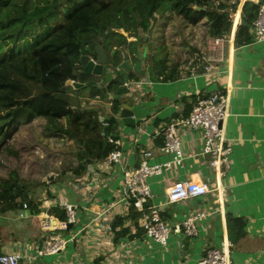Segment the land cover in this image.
<instances>
[{
    "label": "crops",
    "instance_id": "1",
    "mask_svg": "<svg viewBox=\"0 0 264 264\" xmlns=\"http://www.w3.org/2000/svg\"><path fill=\"white\" fill-rule=\"evenodd\" d=\"M246 1L242 0L240 6ZM210 39L206 37L194 66L179 72L176 80H152L145 72L138 81H130L125 86L126 95L109 96V99L131 97L138 105L151 108L148 118L134 128L115 125L116 131L111 135L119 131L121 163L95 164L80 177L67 171L63 179L48 189L51 206L46 208L40 203L39 213L30 210L25 220L16 218L17 211L12 213L24 229L20 237H16V231L7 233L0 222V255L21 250L27 257L35 256L48 239L39 215L50 208L62 210L65 204H72L77 223L63 236L76 238L63 251L42 258L47 263L93 264L101 257L102 264H198L205 249L220 247L227 239L232 243L231 264H264V41L252 40L248 45L235 46L231 34L221 47L213 49L209 46ZM101 83H97V87H101ZM89 91L85 84L81 89L70 87L67 91L70 104L98 107L100 117L108 118L111 103L92 100L86 104ZM215 92L229 96V115L224 127L233 151L224 176L218 179L209 167V156L200 154L201 132L183 130L180 133L184 151L181 165L147 180L152 193L149 204L159 208L166 223L179 225L193 213L205 215L197 224L198 236L172 235L165 248L149 243L144 235L115 242L110 226L117 217L129 213L121 193L122 171L127 167L137 168L143 154L149 151L152 153L150 165L171 161L169 155L160 151L164 129L188 117L199 99ZM178 181L203 182L210 191L200 197L170 203L168 191ZM228 217L242 219L245 225L242 237H238L232 224H227ZM124 227L131 233L135 231L128 221Z\"/></svg>",
    "mask_w": 264,
    "mask_h": 264
},
{
    "label": "trees",
    "instance_id": "2",
    "mask_svg": "<svg viewBox=\"0 0 264 264\" xmlns=\"http://www.w3.org/2000/svg\"><path fill=\"white\" fill-rule=\"evenodd\" d=\"M241 1L0 0V148L11 141L21 127L38 119L45 120L51 136L75 144V162L65 171L82 176L88 168L119 150V145L103 136L100 108L70 104L67 92L70 87H66V82L85 84L90 90L86 104L92 100L111 103L110 111L115 114L119 99H109V96L128 93L123 77L116 71L123 61L122 48L135 61L136 51L149 45L153 23L158 17L167 18L168 14L191 27L202 25L207 38L227 41L234 25L230 14L237 13ZM262 4L264 0L244 2L234 34L235 46L252 43L250 31ZM130 38L134 40L129 41ZM98 41L113 74L107 70L100 77L86 76L80 65L81 51L95 59L94 45ZM147 59L146 73L152 80L167 82L179 77L176 67L168 70L163 60L151 55ZM91 78L97 81L85 82ZM138 78L133 73L128 75L129 81H138ZM99 82H102L101 87H97ZM106 130L112 134L116 126L110 125ZM25 202L32 213H39L41 204L28 196L26 187L15 176H0V215L18 211ZM45 212L57 222L67 220L66 213L59 208ZM140 218L141 214L135 212L132 205L127 216L117 217L110 226L115 242L121 238L141 237ZM125 221L135 227L134 233L124 227ZM227 224L233 225L239 238L244 235L242 219L228 217ZM102 261L100 257L93 264H102ZM37 263L50 264L42 259Z\"/></svg>",
    "mask_w": 264,
    "mask_h": 264
},
{
    "label": "built area",
    "instance_id": "3",
    "mask_svg": "<svg viewBox=\"0 0 264 264\" xmlns=\"http://www.w3.org/2000/svg\"><path fill=\"white\" fill-rule=\"evenodd\" d=\"M254 42L264 41V4L260 5L257 18L253 22L250 31ZM224 39L212 38L209 46L217 49L223 45ZM209 68H207V71ZM229 96L227 93L215 92L208 97L199 99L192 107L188 117L174 121L164 129V143L160 147L163 154L169 155L171 161L159 165H150L149 159L152 153L145 152L137 168L122 171L121 193L128 207L131 205L134 211L141 214L140 228L144 238L149 242L167 247L172 235L184 234L189 238L198 236V222L205 215L193 213L187 216L181 224L174 225L166 223L162 218L158 207L150 205L152 193L147 180L168 171L173 166H180L184 159V151L180 138L183 130L200 131L201 146L200 154L208 155L209 167L215 172L218 179L223 177L230 167V156L233 151L232 144L225 135L224 124L228 118ZM123 159L120 150L111 152L103 161L106 166L118 165ZM219 190V188H218ZM207 185L203 182L178 181L168 191V201L177 203L190 198L200 197L209 193ZM47 205L51 206L49 202ZM46 208L48 206H45ZM67 220L64 223L42 212V228L47 233V241L39 249L35 256H26L20 251L5 252L0 255V264H33L35 260L46 256H53L63 251L65 247L72 244L76 236H63L68 232V224L77 223L75 207L72 204L63 206ZM30 207L27 202L16 212V218L25 220L29 217ZM232 243L225 239L220 247L205 249L198 260V264H231L230 249Z\"/></svg>",
    "mask_w": 264,
    "mask_h": 264
},
{
    "label": "rangeland",
    "instance_id": "4",
    "mask_svg": "<svg viewBox=\"0 0 264 264\" xmlns=\"http://www.w3.org/2000/svg\"><path fill=\"white\" fill-rule=\"evenodd\" d=\"M121 33L128 37L123 31ZM205 36L202 25L188 26L172 14H168L167 18L158 17L149 34L151 50L147 58L151 55L163 60L168 70L176 67L178 73L186 72L194 66L197 54L201 55ZM107 70L110 73L109 65ZM90 81H97V78L85 80L86 83ZM47 128L46 121L38 119L29 126L21 127L13 139L0 148V176H15L26 187L28 196L36 203H43L42 206H47L46 202L49 201L50 185L63 179L65 168L75 162L73 154L76 151L72 141L58 140L50 135ZM4 221L9 222L6 224ZM0 222L7 233L16 231L17 238L24 230L12 213L0 215Z\"/></svg>",
    "mask_w": 264,
    "mask_h": 264
},
{
    "label": "water",
    "instance_id": "5",
    "mask_svg": "<svg viewBox=\"0 0 264 264\" xmlns=\"http://www.w3.org/2000/svg\"><path fill=\"white\" fill-rule=\"evenodd\" d=\"M243 4L240 6L238 12L236 14L231 13L230 18L234 21L232 37H234V33L237 29V25L240 22V13ZM196 10H201L197 8ZM123 51V61L116 67V71L118 75H121L124 79V86L129 84L128 75L133 73L137 76H141L147 69L146 66V59L149 51V45H144L141 49L136 51L135 55V62L132 64V59L128 53ZM94 54L95 59L85 54L84 51H81L80 57V65L82 67L83 73L86 76H95L100 77L104 73L107 72V64L108 58L104 51V48L101 45V41H98L94 45ZM113 73V72H112ZM66 87H72L74 89H81L84 87V84L67 81ZM137 99H141L137 97ZM151 111L149 106H142L135 103V100L131 97H124L119 99V105L117 112L112 114L108 118H101L99 117L100 121L102 122L103 128V136L107 137L111 142H115L116 144L119 143V131L116 132L115 135H111L107 132L106 128L110 125H118V127H136L142 121L148 118V114ZM70 224H68L67 228H70ZM38 264V263H33Z\"/></svg>",
    "mask_w": 264,
    "mask_h": 264
},
{
    "label": "flooded vegetation",
    "instance_id": "6",
    "mask_svg": "<svg viewBox=\"0 0 264 264\" xmlns=\"http://www.w3.org/2000/svg\"><path fill=\"white\" fill-rule=\"evenodd\" d=\"M134 62H135V61H132V64H134ZM107 68H108V66H107Z\"/></svg>",
    "mask_w": 264,
    "mask_h": 264
}]
</instances>
